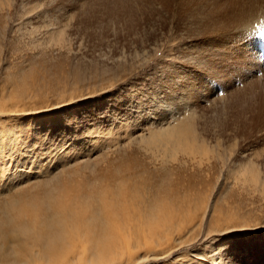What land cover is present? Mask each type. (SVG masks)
I'll return each mask as SVG.
<instances>
[{
	"label": "rangeland",
	"instance_id": "374dc122",
	"mask_svg": "<svg viewBox=\"0 0 264 264\" xmlns=\"http://www.w3.org/2000/svg\"><path fill=\"white\" fill-rule=\"evenodd\" d=\"M257 1L244 0V8L251 15L262 11V20L264 0ZM32 7L30 18L25 12ZM65 11L72 15L62 29L55 22L67 20ZM132 11L130 0H0V141L9 136L4 123L20 127L17 139L28 126L29 143L38 130L29 149L36 155L33 163L27 153L28 162L10 165L4 176L11 172L14 184L21 177L19 189L32 193L42 194L43 182L51 180L61 190L95 193L106 186L113 193L128 191L142 213L155 208L186 224L196 215L192 231L175 242L173 252L148 264H180L197 253L203 264H264V185H243L229 171L246 160L264 176V68L254 56L251 67L236 49L223 48L234 57L225 61L230 68L196 84L199 73L176 55L179 40L171 26L153 13L151 23L138 26ZM48 23L52 27H44ZM56 27L63 35L58 42ZM151 32L155 37L148 39ZM248 38L245 43L257 49ZM14 108L26 109L8 113ZM193 114L196 137L211 146L220 142L228 163L215 152L192 158L145 143L151 133L179 126Z\"/></svg>",
	"mask_w": 264,
	"mask_h": 264
},
{
	"label": "bare ground",
	"instance_id": "6f19581e",
	"mask_svg": "<svg viewBox=\"0 0 264 264\" xmlns=\"http://www.w3.org/2000/svg\"><path fill=\"white\" fill-rule=\"evenodd\" d=\"M245 2L242 3L243 7H241L240 0H130V6L137 13L135 23L138 26L143 27L144 24L151 23V19H149V14L151 13L156 14L162 25L169 24L171 26V29H173L171 33L173 39L177 38L179 40L176 47L178 54L175 51L176 55L181 56L183 61L187 63V67H191L192 69L194 67L195 72L199 73V79L196 84L201 85V83L204 84L206 81L205 76L208 77L209 73L223 74L226 73L227 67L230 68L231 64L229 65L228 61L226 63L225 61L229 58L232 59L233 56L231 57V53L230 55L228 52L224 53L223 48L225 50L227 48L230 50L231 48L233 53L236 49V53L234 54H237L238 57H243L244 62L247 60V63L254 56L264 68V59L259 56L258 48L254 49L253 47L256 46H252L248 42L245 43L248 38V34L245 31L247 22L257 23L260 21L261 19L257 15L261 16L260 13L262 11L256 12L257 15H251V12H249L250 16L247 15L249 13L244 8ZM262 5L261 7H263ZM80 6L83 7V4ZM33 8L31 10L27 8L25 12L27 15L29 13L28 17L30 18ZM67 11L65 12L67 13ZM71 15L65 17V19L67 18L66 21L57 20L55 23L63 29V26H67ZM261 21H264V16ZM42 22L45 21L42 19ZM44 27H52V23H48ZM56 28L57 31L55 30V32L57 33L54 39L59 40L62 35V29ZM49 37L51 36L48 35ZM146 37L150 39L155 36L151 32ZM48 38L46 39L48 40ZM66 38L65 40L67 41ZM242 39H244L243 43L240 41ZM152 44L154 45V43ZM233 46H236V48H233ZM151 49L153 51L154 48L151 47ZM171 51L167 52L168 55L167 53L165 55L170 56ZM237 56H235V59ZM251 62L250 66L252 67ZM238 64L235 65L237 66ZM241 65L243 64L241 63ZM243 67L245 66L243 65ZM183 68L182 70H184ZM178 78L180 79L181 77L178 76ZM202 80L205 81L202 82ZM2 98L3 89L0 88V100ZM24 109L26 108H21L20 110L16 108L9 109L8 113H17ZM3 113L4 110L2 108L0 115L3 116ZM195 115L193 114L192 117L182 122L181 125L179 124V126L173 125L163 128L158 132H153L151 135L149 134V138H143L145 139V143L148 142V144L158 149L167 150L172 154L181 151L192 158H195L196 154L203 156L208 155L210 152H215L218 159H222V162L225 164L228 163V154L224 149L221 150L219 148L222 146L220 142L216 141L211 146L207 144L206 140H202V136V138L200 137L201 140L197 138L198 136L196 137L194 126L192 127V124L197 119ZM2 127L9 132V136H7V140L0 141V194L2 196L0 197V264H148L151 259L156 260L170 254L172 248L175 247V242L180 240L183 234L186 236L192 231L193 218H196V215L191 219L188 218L189 224H186L182 222L183 219H172L170 216L168 217L169 214H163L161 211H156L155 208H150V211H147V213H142V210H138L132 206L131 195L129 198L128 191H123L120 194L118 190L113 193L112 188L106 186H100L102 192L98 191L95 193L90 190L89 192L86 190L79 191L77 187L69 189L68 187H64L61 190L51 185L52 180L43 182V192L42 194L40 193L41 195L37 192L32 193L27 188L20 190L19 187H21L23 181H18L21 180V177L14 184V175L12 176L10 172L4 176V171L9 170V166H12V164L20 166L28 161L31 164L30 161L34 155H31L30 145H32V141L37 139L35 132L38 130H34V134H32L33 138H31L29 143L26 138L30 133L28 126H26L27 128L22 127L20 139H17L16 135L19 134L21 129L15 123H4ZM5 142L8 145H5ZM21 146L23 147L21 155L16 157V154L21 150ZM26 154L28 156L26 159L30 157L27 162L24 161L26 160ZM12 158L14 159L12 160ZM239 166L243 167L242 172L236 168ZM39 167L40 164L38 163L34 168ZM229 169L232 175L235 173L240 175L238 179L243 185L248 182L264 185V176L260 174L257 168L255 170L252 164L246 160L239 161L233 168L230 167ZM14 190L15 193L5 196V192ZM76 190L79 192L73 193ZM152 210L156 211L157 214L155 216L153 215L154 213L152 214ZM175 234L179 236V239L175 238ZM209 250H211V245ZM197 254L193 255L192 261L188 257L190 261H183L180 264H203L204 262L202 263L198 260L199 256ZM213 254L212 256L209 255L211 259L212 257L214 258ZM211 264H214L213 261Z\"/></svg>",
	"mask_w": 264,
	"mask_h": 264
},
{
	"label": "snow or ice",
	"instance_id": "6c2138e0",
	"mask_svg": "<svg viewBox=\"0 0 264 264\" xmlns=\"http://www.w3.org/2000/svg\"><path fill=\"white\" fill-rule=\"evenodd\" d=\"M261 23H264V21H260V23L248 21L245 27V31L249 36V42H255L258 48L264 46V27L260 26Z\"/></svg>",
	"mask_w": 264,
	"mask_h": 264
}]
</instances>
